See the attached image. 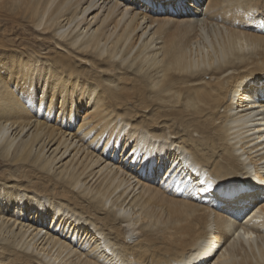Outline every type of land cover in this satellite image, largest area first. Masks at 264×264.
<instances>
[{
  "label": "bare ground",
  "instance_id": "bare-ground-1",
  "mask_svg": "<svg viewBox=\"0 0 264 264\" xmlns=\"http://www.w3.org/2000/svg\"><path fill=\"white\" fill-rule=\"evenodd\" d=\"M140 1L0 0V264H264V0Z\"/></svg>",
  "mask_w": 264,
  "mask_h": 264
},
{
  "label": "rangeland",
  "instance_id": "rangeland-1",
  "mask_svg": "<svg viewBox=\"0 0 264 264\" xmlns=\"http://www.w3.org/2000/svg\"><path fill=\"white\" fill-rule=\"evenodd\" d=\"M91 1H93V3H95V6H93V8H91L86 13L85 17H82V18H85V21L82 22L81 27L87 26L88 22L91 20L93 22L92 25L90 26L91 31H92L94 28H96L98 25H100L101 24L100 21L103 20L108 15V12H109V10H110V8H111L113 3L111 2V0H83V3H85V6H86V4H89ZM179 1H177V2H179ZM200 1H201V4H200V2L198 4L201 5L203 8H205L209 4L210 0H200ZM144 2H145L144 0H141L140 2L136 3L135 5L136 6L137 5H143ZM123 8H124V6L121 3V5H119V7L115 10V12L110 16V19L112 17L116 18L120 14V12L123 10ZM168 13H169L168 16H171V18L173 20H179V19L185 20V17H182V15H180V13H176V12H171L170 13V11H168ZM165 16H167V15L165 14ZM95 17H97L96 20H95ZM118 18H116V19H118ZM182 18H184V19H182ZM257 21H260V20L257 19ZM77 30H79V29H77ZM77 30H75L74 33H76ZM145 30H147V33L144 36H142V34H143V32ZM154 30H155V24L150 26V24L147 21L145 23H143L142 26L137 30V32H138L137 35H139V37H140L139 40L137 41V44L140 45L142 43V41L146 37H148L150 35V33L154 32ZM28 34L31 35V36L34 35L35 37H38L39 40H43V39H45L44 37L48 36V34H44V33L38 32L36 30L34 32H28ZM45 40H46V42L43 44L44 45L43 47H53V48H55V46H56L55 40H51V39L50 40L45 39ZM59 48L61 50H63L64 52L68 51L66 49H63L62 47H58L56 49H59ZM38 49H42V47L38 46ZM49 51H50L49 48H47L45 50H42L43 54H46ZM73 60H74V65H76V66H78L80 68H84L86 66V70L87 71H89V69L91 68V64H90L89 61H87L86 58L76 57ZM102 75L105 77L104 78V83L105 84L117 89V85H119V83H120L119 81L117 82V80H118V78H119V76L121 74L119 75V73L117 71H107V73H103L102 72ZM39 91L41 92L40 89H39ZM39 97L40 98L42 97V92L40 93ZM95 108H96V104L87 105V103L85 105H83V107H78V109H77V118L75 120V123H74L73 127L70 128V131L67 134L68 137L70 138V141H73L74 144L69 149L68 153L66 155H64L59 160V162H58V166L59 167L62 166L64 163H66V162L71 160V158L73 157V155L75 153L74 148H76V147L79 148L80 145L83 142V141H80L81 139H86L87 140V138H85V137H88L87 135H85L86 129L88 127H92V125H94L97 120H101V115H99L98 113L95 112ZM140 114L144 115L145 113H144V111H142V113H140ZM142 119L143 118L141 117L139 120H142ZM122 134H124V133L122 132ZM75 136H77V138ZM76 144H78V146H76ZM133 147H134V145L131 144L130 146L127 147L128 149L126 148V150H125V149H123L124 148V144H123L119 154L118 153H113V157L115 159L114 162H118L119 164H121L122 162L134 163V162H132L134 157H135V155H134L135 153H134V148ZM63 148L64 147H62V149ZM64 150L65 149H63L62 152L59 154V157H61V155L63 154ZM51 151H52V149L50 150V152H48V154H50ZM82 153H83V150H82ZM82 153H80V156H81ZM129 157L131 159H129ZM105 159L106 158H104V160L102 161L103 164L100 163V165H101V166L99 165L100 168L103 167L104 165H106V163L108 164L110 162L109 160L106 161ZM118 163H117V165H118ZM2 169H4V168H0V171H2ZM161 173H162V171H161ZM150 181H152V180H150ZM132 182L135 184L136 183V178L132 179ZM157 182L160 183L159 181H157ZM163 186H165V185H163ZM138 188H139V186H138ZM139 191L140 190H136V193H138ZM130 237H131V235L128 236V238H130ZM135 237H137V235H135L134 238ZM259 242H261V239H259Z\"/></svg>",
  "mask_w": 264,
  "mask_h": 264
},
{
  "label": "snow or ice",
  "instance_id": "snow-or-ice-1",
  "mask_svg": "<svg viewBox=\"0 0 264 264\" xmlns=\"http://www.w3.org/2000/svg\"><path fill=\"white\" fill-rule=\"evenodd\" d=\"M153 4H154V0H145L144 6L147 7L149 11H151ZM149 163L150 161H145L144 166L147 167ZM193 179L198 180L199 177H193ZM209 187H211V185H209ZM217 187H219V185H217ZM201 190H204V189H201Z\"/></svg>",
  "mask_w": 264,
  "mask_h": 264
}]
</instances>
